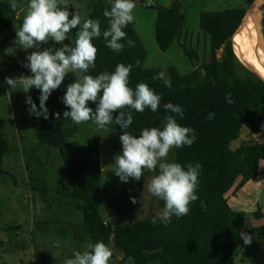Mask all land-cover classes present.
Instances as JSON below:
<instances>
[{
  "label": "trees",
  "instance_id": "1",
  "mask_svg": "<svg viewBox=\"0 0 264 264\" xmlns=\"http://www.w3.org/2000/svg\"><path fill=\"white\" fill-rule=\"evenodd\" d=\"M1 5L2 0L0 27L7 33L4 40L7 43L14 41L15 28L2 12ZM110 6L103 1L90 6L87 18L99 19L102 31L107 27V19L102 13ZM247 9L206 11L201 14V28L211 39L210 60L198 65L187 75H181L176 68L171 67L170 88L162 80L152 79L161 72L159 68L144 67L147 52L132 23L124 31L134 44L131 47L126 45L119 53L106 47L103 38L93 41L97 48L96 67L90 68L88 74L95 76L105 70L112 71L117 63L132 64L129 86L134 88L137 83L144 82L162 95L161 104L169 101L180 104L184 109V118L178 122L195 129L196 140L191 146L175 148V162L182 165L200 163L199 199L190 204L187 215L179 218L173 216L167 226L159 221L152 223L158 216L122 222L124 211H138V203L133 204L130 200L133 196L130 187L142 188L147 170H144L140 181L130 180L123 185L116 203L117 224L113 227L107 223L102 216L105 196L102 190L103 161L99 137L83 151L73 145L55 125L56 118L50 115L45 120L31 115L37 139L57 148L68 164L72 182L69 195L86 202L83 226L91 243L101 240L108 244L113 241L124 254L118 264H126L129 256L133 257L134 264H227L238 247L245 244L240 237L241 232L248 234L251 240L264 236V225L257 227L246 224L244 213L234 210L227 196L234 188L240 190L248 182L256 181L260 175V164L264 162L262 143H244L235 150L231 147L233 142L240 139L243 130L259 134L264 123V81L239 61L233 46L235 33ZM185 20L181 0H174L169 7L157 8L155 34L162 51H167L175 41L181 43ZM78 29V25L73 29L74 41ZM181 45L189 58H199L197 52ZM44 48L55 50L58 46L47 42L38 50ZM220 51H223L221 57L218 56ZM1 55L16 65L22 76L30 75L21 67L23 59L12 57L2 50ZM38 93L39 90L35 89L34 100ZM226 93H231V104L224 99ZM63 94L59 87L46 102L49 112L61 113L60 118H63L65 110L60 100ZM208 112L215 113L211 120L206 118ZM132 114L133 122L126 131L139 135L140 129L159 125L164 110L160 108L153 113L146 108L144 112L132 110ZM116 126L122 133L123 130ZM8 151L4 120L0 118V173H4L2 164ZM201 200L206 210L201 208ZM255 218L264 219V214L256 212Z\"/></svg>",
  "mask_w": 264,
  "mask_h": 264
},
{
  "label": "rangeland",
  "instance_id": "2",
  "mask_svg": "<svg viewBox=\"0 0 264 264\" xmlns=\"http://www.w3.org/2000/svg\"><path fill=\"white\" fill-rule=\"evenodd\" d=\"M97 1L112 3V0H59V6L68 8L70 12H78L83 21L90 13L91 4ZM173 1L135 0L131 22L147 52L144 67L159 68L169 80L171 67L176 68L181 75H187L198 65L210 60L211 39L200 24L203 12L247 9L256 0H181L186 18L181 43L198 53L199 58L194 60L186 55L179 41H175L167 51H162L157 44V8L169 7ZM27 2L2 0V12L12 21L14 28L20 26L28 10ZM6 34L0 27V118L4 120V133L9 141V151L2 164L4 173H0V264H63L64 259L71 257L73 251H83L91 243L83 226L86 202L69 195L72 191L71 175L59 150L39 141L35 136L32 117L25 104L26 94L19 87L10 88L4 84L5 76L15 78L22 75L15 64L1 55V50L23 60L27 53L38 50L33 48L26 52L14 41L5 43ZM68 35L71 41L66 39L57 43L49 39L40 42V47L47 42L55 43L58 48L74 42L73 29ZM222 53L220 51L218 56L221 57ZM76 78V73L66 75L60 86L63 93L66 85ZM34 91L35 88L30 91L32 97ZM90 105L94 107L91 102ZM54 123L73 145L83 151L99 137L103 161L102 190L105 196L102 216L115 227L118 221L116 203L125 184L112 172L114 156L121 151V132L116 125L98 128L91 120L74 125L70 120L60 118ZM244 143L264 144V123L259 134L243 130L240 139L233 142L231 147L235 150ZM165 159L175 161V148L170 149ZM157 172L158 169L147 170L144 183ZM130 190L137 198L139 208L133 213L124 211L122 222L160 214L162 200L143 191V187L133 186ZM227 196L230 206L244 213L246 224L263 226L264 219H256L255 213L264 214V162L260 164V175L256 181L248 182L240 190L234 188ZM108 245L113 251L109 264H118L124 257L123 252L113 241ZM227 264H264V236L238 247Z\"/></svg>",
  "mask_w": 264,
  "mask_h": 264
},
{
  "label": "clouds",
  "instance_id": "3",
  "mask_svg": "<svg viewBox=\"0 0 264 264\" xmlns=\"http://www.w3.org/2000/svg\"><path fill=\"white\" fill-rule=\"evenodd\" d=\"M134 7L135 0H112L111 6L102 13L107 19V27L102 31L99 19L81 21L78 12L59 6V0H28V10L20 26L15 28L14 38V43L26 52L28 49H40V42L49 39L57 43L66 39L71 41L70 30L77 25L79 29L74 43L55 50L44 48L27 53L21 67L30 75L5 76L4 84L10 88L19 87L26 94L29 115L45 120L51 115L59 119L61 113H50L46 102L62 85L67 74L76 73L77 78L66 85V91L60 97L65 106L63 119L70 120L74 125L91 120L98 128L118 125L123 130L119 136L121 151L114 156L112 172L120 182L128 183L130 180L140 181L144 170L158 169L157 174L144 183L143 191L164 202L160 214L152 223L159 221L167 226L173 216L187 215L190 204L199 199L200 163L182 165L165 159L170 149L191 146L196 140L195 129L178 122L184 118V109L180 104L171 101L161 104L162 95L144 82L137 83L134 88L129 86L132 64L117 63L112 71L105 70L95 76L88 74L90 68L96 67L94 39L103 38L104 45L115 53L126 45L133 46L134 41L127 38L124 28L133 21ZM152 79H160L166 87H171V81L165 78L163 71L156 73ZM33 88L39 90L36 100L30 95ZM224 99L231 104V93H226ZM146 108L153 113L160 108L164 110L159 125L144 127L139 135L127 132L133 122L132 110L144 112ZM214 116V112H208L206 118L211 120ZM130 200L133 204L137 203L135 196H131ZM200 206L206 210L203 200ZM240 237L245 244L251 242V237L244 232L240 233ZM112 255L111 247L98 240L88 243L83 251H73L63 264H109ZM126 264H134L133 257L129 256Z\"/></svg>",
  "mask_w": 264,
  "mask_h": 264
},
{
  "label": "bare ground",
  "instance_id": "4",
  "mask_svg": "<svg viewBox=\"0 0 264 264\" xmlns=\"http://www.w3.org/2000/svg\"><path fill=\"white\" fill-rule=\"evenodd\" d=\"M250 9V13L252 12ZM248 15L241 23L233 39V46L236 56L248 69L259 75L264 80V65L255 53L253 46V25ZM264 52V41L260 44Z\"/></svg>",
  "mask_w": 264,
  "mask_h": 264
},
{
  "label": "water",
  "instance_id": "5",
  "mask_svg": "<svg viewBox=\"0 0 264 264\" xmlns=\"http://www.w3.org/2000/svg\"><path fill=\"white\" fill-rule=\"evenodd\" d=\"M251 8H252L253 11L250 13V9ZM263 13H264V0H256L247 9L244 19L248 15H250L249 19H250V21L252 22V25H253V46H254V50H255V53L257 54V56L259 57V59L263 62V65H264V52L261 50V47H260L261 42L264 41ZM244 19H243V21H244ZM257 76L260 79H262L259 75H257Z\"/></svg>",
  "mask_w": 264,
  "mask_h": 264
}]
</instances>
